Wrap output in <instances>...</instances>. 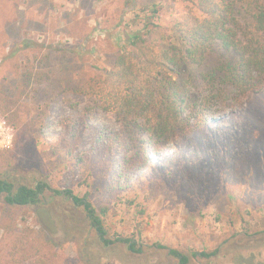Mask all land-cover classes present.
<instances>
[{
	"label": "rangeland",
	"instance_id": "obj_1",
	"mask_svg": "<svg viewBox=\"0 0 264 264\" xmlns=\"http://www.w3.org/2000/svg\"><path fill=\"white\" fill-rule=\"evenodd\" d=\"M119 2L0 0V90L19 98L21 116L14 129L0 115V178L70 190L95 208L109 203L104 239H131L142 253L121 243L104 246L84 210L69 199L45 194L38 206L19 207L0 196V264H34L37 258L48 264H179L159 245L187 256L188 264H264V90L209 94L201 75L234 59L219 43L202 65L185 66L175 81L190 99H209L205 129H216V138L225 142L224 177H209V163L199 158L205 129L148 149L149 160L141 166L130 153L115 151L108 187L88 166L104 138L119 131V122L95 98L72 91L76 77L62 87L52 71L65 61L106 67L114 50L104 27L118 23ZM159 3L163 26L184 14L183 0ZM148 12H128L124 29ZM92 31L78 61L70 46L82 44ZM28 72L48 75L27 81ZM192 109L187 104L184 116ZM214 251L210 258L201 256Z\"/></svg>",
	"mask_w": 264,
	"mask_h": 264
},
{
	"label": "trees",
	"instance_id": "obj_2",
	"mask_svg": "<svg viewBox=\"0 0 264 264\" xmlns=\"http://www.w3.org/2000/svg\"><path fill=\"white\" fill-rule=\"evenodd\" d=\"M119 1L121 13L118 23L110 29L104 27V39L112 42L114 50L107 55L106 67L65 61L58 71H52L53 75H59L57 80L62 87H66L68 77H76L72 91L95 98L119 122V131L104 138L103 148L88 164L97 180L105 181L107 187L111 184L112 155L115 151L130 153L134 164L141 166L149 160L148 149L155 150L160 143L178 141L197 130L204 131L209 99H190L175 80L182 75L185 66L202 65L213 44L219 43L233 54L234 59L201 75L210 88L209 94L225 91L226 88H230L236 96L264 90V42L261 39L264 36V0H183L186 3L184 14L174 18L169 26L159 23V1L162 0ZM140 7H146L149 12L136 16L139 22L133 25L135 27L124 29V16ZM94 31L84 36L82 44L70 46L74 48L73 54L78 61ZM58 50L64 51L61 48ZM91 52L94 51L91 49ZM47 75L45 72H28L25 77L27 81L32 78L40 81ZM191 103V113L184 116V108ZM0 115L14 129H18L21 121L19 98L10 97L0 90ZM213 130L206 128L203 132L206 146L199 158L201 162L209 163L208 176L217 179L224 177L229 161L225 142L216 138ZM214 147L224 151L223 155H217ZM45 194L50 198L69 199L74 206L81 207L89 225L101 235L104 246L121 243L134 254L142 253V247L131 239H104V221L112 210L109 203L95 208L87 197L80 198L70 190L51 189L42 182L34 186L14 185L0 178V196L7 205L36 207ZM158 249L178 259L179 264L189 262L187 256L175 249L161 245ZM216 254L214 251L201 253V256L210 258ZM34 264L48 262L37 258Z\"/></svg>",
	"mask_w": 264,
	"mask_h": 264
},
{
	"label": "built area",
	"instance_id": "obj_3",
	"mask_svg": "<svg viewBox=\"0 0 264 264\" xmlns=\"http://www.w3.org/2000/svg\"><path fill=\"white\" fill-rule=\"evenodd\" d=\"M3 125H5V122H3ZM8 143H9V140H8Z\"/></svg>",
	"mask_w": 264,
	"mask_h": 264
},
{
	"label": "clouds",
	"instance_id": "obj_4",
	"mask_svg": "<svg viewBox=\"0 0 264 264\" xmlns=\"http://www.w3.org/2000/svg\"><path fill=\"white\" fill-rule=\"evenodd\" d=\"M6 146V145H5Z\"/></svg>",
	"mask_w": 264,
	"mask_h": 264
}]
</instances>
